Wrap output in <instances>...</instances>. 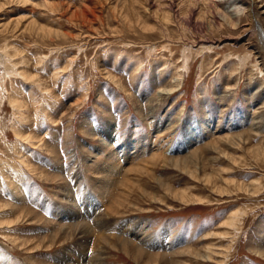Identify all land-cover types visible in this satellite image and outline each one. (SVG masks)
Segmentation results:
<instances>
[{"label":"rangeland","instance_id":"obj_1","mask_svg":"<svg viewBox=\"0 0 264 264\" xmlns=\"http://www.w3.org/2000/svg\"><path fill=\"white\" fill-rule=\"evenodd\" d=\"M256 21L264 0H0V264H264Z\"/></svg>","mask_w":264,"mask_h":264},{"label":"bare ground","instance_id":"obj_2","mask_svg":"<svg viewBox=\"0 0 264 264\" xmlns=\"http://www.w3.org/2000/svg\"><path fill=\"white\" fill-rule=\"evenodd\" d=\"M257 24H258V21H256L255 27L257 28V30H258L260 36L262 37V41H263L262 43H263V45H264V31H263L264 29H263L259 24H258V25H257ZM252 25H253V24H252ZM250 28H251V27H250ZM262 29H263V30H262ZM246 30H247V29H246ZM13 102H14V101H13ZM16 102H17V101H16ZM15 106H16V105H15ZM17 107H20V106H17ZM19 109H20V108H19ZM254 125H255V124H254ZM254 125H251L250 127H253V128H254ZM255 126H256V125H255ZM168 127H169V126H167L166 130L169 129ZM256 127H257V126H256ZM170 128H171V127H170ZM199 128H200V127H199ZM199 128L197 127V130H195V132L192 133L193 136L191 135V136L189 137V139H188L189 142H196L197 140H199V139L201 138L202 135H200V133H199V131L201 132V128H200V129H199ZM253 128H252L251 130H254V131H256V133H257L259 129H257V128L253 129ZM97 129H98V128H97ZM169 130H170V129H169ZM99 131H101V130L98 129V132H99ZM249 132H250V131H249ZM195 133H196V135H195ZM105 142H106V141H105ZM189 142H188V143H189ZM242 142H243V141H242ZM105 145H107V147L110 146L109 143H108V144L105 143ZM130 147H132V144H131V143L129 144V148H130ZM130 150L132 151L131 148H130ZM130 150H128V153L130 152ZM133 150H134V149H133ZM126 152H127V151L125 150L124 156H125ZM196 152H197V151H196ZM116 154H117V153L112 152V153L110 154V156H108L109 158H108V161H107V163H106V164H107L106 166H108V167L112 170V171L110 172L112 175L114 174V170L117 169V167L120 166L119 163H118V162H119V160H118L119 157H116ZM128 155H131V154H128ZM158 155H159V154H158ZM164 155H165V154H164ZM154 156L157 157V154L154 155ZM165 156H166V155H165ZM195 157H196V156H195ZM160 158H161V156H160ZM165 158H166V157H165ZM165 158H164V159H165ZM158 159H159V157H158ZM164 159H163V160H164ZM193 159H194V158H193ZM152 160H153V159H152ZM154 160H155V159H154ZM156 160H157V159H156ZM148 162H149V161H148ZM146 163H147V162H146ZM179 163H180V161H179ZM108 167H107V168H108ZM104 168H106V167H104ZM109 168H108V169H109ZM96 171H97V170H96ZM105 171H106V170H105ZM115 172H116V171H115ZM117 172H119V169H118ZM195 174H196V172H193V173H192V175H195ZM116 175H118V174H116ZM207 177H209V178H208V181H209L210 184H211V183H212V181H211V180H212V176H207ZM124 183H125V182H124ZM124 183H123L122 185H126V184H124ZM213 185H214V184H213ZM110 186H112V185H110ZM110 186H109V187H110ZM219 188H220V187H219ZM12 189H14V187H12ZM9 190H11V189H9ZM122 190H123V189H122ZM125 190H126V189H125ZM255 190H257V188H256ZM110 191H111V190L108 189V190L105 191V193L108 195V194L110 193ZM13 192H14V191H12V193H13ZM257 192H258V191H254V193H257ZM122 197H123V192H122ZM182 197H183L184 200H187V197H186L185 194H183V193H182ZM119 198H120V196H119ZM119 198H118V200H119ZM123 198H124V197H123ZM123 200H124V199H123ZM119 201H120V200H119ZM117 202H118V201H117ZM122 203H124V202L122 201ZM122 203H121V204H122ZM116 205H117V204H116ZM120 207H121V206H120ZM112 211H113V210H112ZM116 212H117V211H116ZM78 216H79V215H78ZM79 217H80V216H79ZM235 218H236V215H232L231 217H229V218L223 223L222 228L225 227V228H227V229H228V228L230 229V228L234 225V222H236ZM238 221H239V220H238ZM236 224H237V223H236ZM84 226H85V225H84ZM106 226H107V225H106ZM81 227H82V226H81ZM236 228H237V227H236ZM235 230H236V229H235ZM85 231H86V230H85ZM86 232H88V231H86ZM137 233H138V232H137ZM227 235H228V234H227V231H224V232H222V234H221V236H224V237H226ZM141 244H142V243H141ZM211 250H213V248H212V249H210V248L208 249V251H210V252H211ZM139 251L142 252L143 250H142L141 248H139ZM211 253H212V252H211ZM200 256H201V255H200ZM201 257H202V256H201ZM82 258H83V257H82ZM208 258L211 259L212 257L208 255ZM96 263H97V262H96Z\"/></svg>","mask_w":264,"mask_h":264}]
</instances>
